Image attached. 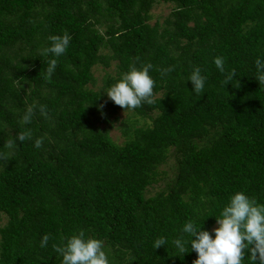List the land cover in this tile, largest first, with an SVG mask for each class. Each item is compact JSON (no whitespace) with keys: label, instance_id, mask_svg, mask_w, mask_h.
I'll use <instances>...</instances> for the list:
<instances>
[{"label":"trees","instance_id":"1","mask_svg":"<svg viewBox=\"0 0 264 264\" xmlns=\"http://www.w3.org/2000/svg\"><path fill=\"white\" fill-rule=\"evenodd\" d=\"M160 1L171 10L151 24ZM65 32L49 78L40 50ZM262 55L264 0H0V264H61L53 245L79 231L103 241L110 264H192L194 251L181 258L171 246L186 221L211 231L238 191L264 204ZM217 56L235 70L228 85ZM112 63L103 89L151 63L154 103L124 111L94 90L93 70ZM195 66L207 77L201 95L186 81ZM33 105L46 115L37 107L25 125ZM25 129L32 139L8 149ZM159 236L169 245L154 249ZM244 264L257 262L246 254Z\"/></svg>","mask_w":264,"mask_h":264},{"label":"clouds","instance_id":"2","mask_svg":"<svg viewBox=\"0 0 264 264\" xmlns=\"http://www.w3.org/2000/svg\"><path fill=\"white\" fill-rule=\"evenodd\" d=\"M49 45L40 50V55L49 57L46 72L51 78L55 73L58 58L64 56L69 49L72 37L65 32L63 35L48 37ZM213 63L216 70L224 76L225 85L236 76L235 70H226L222 56L214 57ZM255 79L264 84V55L255 60ZM153 65L135 64L122 72L120 76L103 89L107 98L129 111H134L142 105L154 103V88L156 81L150 75ZM169 67L164 74L172 72ZM207 77L199 66L193 67L186 81L192 85V92L196 95L203 94ZM239 85L237 84V87ZM41 115H46L45 105H33L27 108L22 121L25 125L32 122L37 110ZM103 104L98 105L102 110ZM32 139V131L25 129L7 141L8 149H15L18 145ZM43 138H36L33 146L40 149ZM0 158H4L0 154ZM216 227L211 231L202 228L191 219L186 221L179 229V234L171 240V246L179 257L189 251L196 253L192 264H244L246 254H250L257 264H264V204H258L242 191L235 192L220 210L219 216H214ZM50 234H45L39 242L40 248H46L50 241ZM169 239L159 236L153 241V248L166 247ZM53 249L61 257V264H110L103 241L94 237H87L84 231H79L66 239L62 245H53Z\"/></svg>","mask_w":264,"mask_h":264},{"label":"rangeland","instance_id":"3","mask_svg":"<svg viewBox=\"0 0 264 264\" xmlns=\"http://www.w3.org/2000/svg\"><path fill=\"white\" fill-rule=\"evenodd\" d=\"M171 10V5L164 3L162 1H160L158 4H156L154 6V8L151 11V16L152 19L150 21L151 24H154L155 22H161L164 20V18L169 14ZM101 32H104V27L101 28ZM114 63L111 64L110 68L108 69H103L101 66L96 67L93 70V74L94 77L96 79V83L93 86L94 90H103V79L105 78V76H110V77H114L115 76V67H114ZM129 115H131L128 112H122L119 111L117 113V117L122 120L124 118H127ZM147 123H149V121H147ZM120 122L118 123H114V127L112 129H110V136L112 137L113 140H115L117 143H120L122 141L121 139V132H120ZM171 163V162H170ZM6 218L4 216H1L0 219V227L4 226L6 224Z\"/></svg>","mask_w":264,"mask_h":264}]
</instances>
